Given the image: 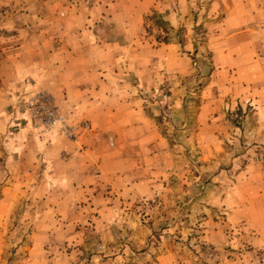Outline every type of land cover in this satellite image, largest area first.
I'll return each instance as SVG.
<instances>
[{"label": "rangeland", "instance_id": "1", "mask_svg": "<svg viewBox=\"0 0 264 264\" xmlns=\"http://www.w3.org/2000/svg\"><path fill=\"white\" fill-rule=\"evenodd\" d=\"M208 2L199 0V6L185 14V24L170 34L162 30L158 19H145L144 28L131 41L132 64L127 65L125 58L118 61L119 68H182L183 74L166 76L153 87L128 78L136 106L150 123V137L145 138L154 144L157 132L165 142V152L151 149L145 154L149 164H161L160 173L158 169L153 172L162 177L163 185L156 194L140 200L116 203L117 195L109 192L108 186L84 183L79 156L90 145L84 140L94 138L95 130L89 122L74 119L77 105L66 103H76L80 90L73 94L62 85L63 68L57 66L66 59L62 52L68 51H61L60 41L56 42L55 66L44 68L43 81L50 83L48 93L78 135L71 138L59 126L34 127L25 119L19 102L35 91L16 96L14 117L25 115L20 117L24 125L37 132L25 135L31 144L21 161L17 159L20 153L15 156V140L7 135L0 140L2 145H10L0 165V264H245V260L247 264H264V248L256 249L249 242L248 237L253 240L254 234L246 231L247 237L244 231L240 233L239 224L228 219L246 198L262 197L258 202L264 206V104H236L224 93L215 96L206 88L198 90L212 79ZM60 13L65 16V10ZM91 16L107 22L77 26L81 27L77 36L83 34V38L72 43L74 58H80V42L84 45L88 38L94 39L88 32H109V20ZM120 21L121 46L126 43V20L120 17ZM133 28L138 30L135 25ZM168 41L172 46L165 44ZM92 44L95 46V41ZM176 44L178 49L173 51ZM84 50L94 52L92 47ZM71 61L69 68L80 63L79 59ZM82 61L79 65L88 68L97 65L90 58ZM186 83L190 87L176 90ZM108 133L100 143L113 147L116 139ZM47 140L55 150L54 165L48 168ZM256 210L264 212V207L259 205ZM222 221L228 222L226 233L208 236L212 229L223 231L221 225L216 227Z\"/></svg>", "mask_w": 264, "mask_h": 264}, {"label": "crops", "instance_id": "2", "mask_svg": "<svg viewBox=\"0 0 264 264\" xmlns=\"http://www.w3.org/2000/svg\"><path fill=\"white\" fill-rule=\"evenodd\" d=\"M198 1L0 0V140L6 135L10 140H15L13 147L17 151L15 156L20 153L17 158L19 161L27 149H30L31 143L28 138L25 141V135L30 136L31 132L37 131L24 125L20 117L22 115L24 118L25 115L19 113L20 115L15 114L14 117L13 106L17 104L16 96L19 94L23 95L29 91L51 92L50 83L43 81V74H47L44 68H54L55 50L58 48L55 44L60 41L59 49L68 51L62 52L66 59L57 66L63 68L62 85L68 86L73 94H76V89L80 90L76 103L71 100L66 103L69 107L77 105V111L72 114L74 119L89 122L95 130L92 133L94 138L84 140L87 144L90 142V145L84 147L79 156L82 160L80 169L84 183H88V186L89 183L108 186L109 192L117 195L116 203L140 200L156 194L163 183L160 182L162 177L156 176L153 169H158L160 173L161 164H149L145 154H149L151 149L158 153L165 152V149H162L165 142L159 139L157 132L154 144H149L151 142L145 138L150 137V123H146L148 118L144 111L137 108L138 103L132 94L133 85L128 78L141 79L144 86L153 87L166 76L181 77L182 68H119L118 61L125 58L127 65L132 64L129 60L134 56L131 41L135 39V33L144 28L145 19H158L162 30L170 34L185 24V14L194 6L198 7ZM207 4L212 17L208 22L212 31L208 37L212 51V79L210 77L206 86L198 88L195 84L194 87L199 91L206 88L215 96L217 93H224L230 96L232 103H253L262 106L264 0H209ZM62 10H65V16L60 15ZM101 11H105L107 16H102ZM92 14L109 20V32L104 31L99 35L94 34V31L88 32V37L94 39L88 38L84 45L80 42V58H74L72 43L83 38V34L77 36V29L81 30V27L77 26L87 25V22L94 25L96 22L97 25L107 22L91 16ZM120 17L126 20V43L121 46L118 43ZM133 25L138 30H135ZM163 37L168 40L165 35ZM165 44L172 46L170 41ZM91 47L94 52L91 50V54H87L84 49ZM173 48V51H177V44ZM83 57L95 60L97 65L94 67L91 62L90 68L87 64L79 65L83 63ZM72 59H79L80 63L77 61L73 68H69ZM85 61L87 62V59ZM188 87L190 85L186 83L176 90L183 92ZM137 121H141L142 125ZM106 133L116 139L115 146L100 143V138ZM5 143H0V165L6 160L4 151H10V145ZM46 143L45 159L48 168L54 165L55 150L50 141L47 140ZM252 166L253 163L248 168L251 169ZM250 172L251 170L247 171L249 175ZM101 178L105 180H100ZM15 184H18L17 179ZM258 198L262 197L246 198L245 203L240 202V207L230 212L232 218L228 216V219H233V224H239L240 233L248 231L254 234L253 240L247 233L246 236L256 249L264 248V212L256 210L259 205L264 206L259 204ZM227 224L228 222H217L216 227L221 225L223 231L212 229L207 233L208 236L213 237L215 233L225 234ZM241 242L239 240V244Z\"/></svg>", "mask_w": 264, "mask_h": 264}, {"label": "built area", "instance_id": "3", "mask_svg": "<svg viewBox=\"0 0 264 264\" xmlns=\"http://www.w3.org/2000/svg\"><path fill=\"white\" fill-rule=\"evenodd\" d=\"M21 111L27 116L25 119L36 128L49 129L60 127L71 138L77 137L78 130L66 123L58 109L55 98L46 91H36L20 100Z\"/></svg>", "mask_w": 264, "mask_h": 264}]
</instances>
